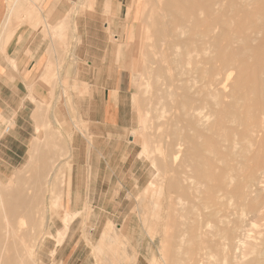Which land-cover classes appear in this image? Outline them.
<instances>
[{"label":"bare ground","instance_id":"obj_1","mask_svg":"<svg viewBox=\"0 0 264 264\" xmlns=\"http://www.w3.org/2000/svg\"><path fill=\"white\" fill-rule=\"evenodd\" d=\"M33 1L7 3L0 41L14 13ZM104 1L102 13L112 14L109 0ZM129 17L130 13L126 15ZM105 27L108 29L109 23ZM113 52L116 61L130 56L125 67L137 70L140 95H150L143 98L145 107L142 96L132 97L131 93L138 126L130 138L133 141L135 133L141 135V140L143 137L137 157L150 162L143 193L150 192L151 211L160 207L157 198L163 196L164 183H171L169 192L173 196L169 201L174 206L169 203L183 226L177 236L176 264H264V0H143L137 27L130 22L127 41H118ZM229 68L238 71L234 83L229 82L231 73L223 77ZM76 87L77 84L74 90ZM65 90L60 96L65 99L62 102L70 119L75 113V126L81 120L79 113L76 115L78 103ZM223 96L229 99L224 101ZM56 103L52 107L53 118L58 110ZM34 114L32 139L38 140L42 125ZM13 124L11 118L4 119L1 132H9ZM151 124L164 129L159 135L161 143L159 139L153 141L148 131ZM59 133L65 144L63 153L70 157V139L60 130ZM154 136L158 138L157 134ZM86 140L89 155L93 143ZM27 148L29 160L32 150L31 146ZM159 153L169 160L163 168L156 165ZM50 165L34 198L28 201L30 208L25 218L19 207L26 203L27 190L10 195L5 191L7 183L0 185V221L8 223L0 238L12 245L17 240L22 251L37 253L46 246L47 236L60 244L70 223L86 211V207L75 212L64 210L62 226L51 232L57 217L51 215L48 219L46 212L58 204L59 197H65L71 177L65 180L66 170L60 172L54 160H50ZM7 195L13 202L9 213L1 217ZM133 195L137 202L133 210L142 220V197ZM188 202L190 223L186 221L189 213H180ZM15 216L18 223L13 226L8 219ZM251 226L255 227L254 235L246 241ZM125 228L122 224L114 230H103L91 246L93 251H101L102 243L107 242L110 251H114L111 264L132 263L134 256L127 251L130 248L134 252L135 248L132 235ZM144 231L152 239L150 227ZM188 245L191 251H186ZM254 252L257 256L247 261ZM160 258L165 264L162 253ZM148 260L152 264V255Z\"/></svg>","mask_w":264,"mask_h":264},{"label":"rangeland","instance_id":"obj_2","mask_svg":"<svg viewBox=\"0 0 264 264\" xmlns=\"http://www.w3.org/2000/svg\"><path fill=\"white\" fill-rule=\"evenodd\" d=\"M16 1L19 0H8V2L10 3ZM95 1L96 0H71L69 5V8H71L66 13L65 18H63L62 21L65 23L63 27L64 29L62 31L63 35L61 34V37H54L59 39L62 38L61 40H59L58 47L55 49L56 55L57 57H59V60H62V63L58 62L57 64H55L52 62L47 64V74L49 75L45 79V81L42 80V82L46 85V88L49 93L47 95L46 92L41 89V83L37 82L38 84L35 87L36 89L33 91L36 93L35 95L37 104L38 102L40 104L37 107L36 102L30 100L34 103V109H36V107L39 109V111L35 112L36 118L42 125L39 138L38 140L32 139L34 132L32 128L27 127L22 129V135L20 136L21 141H23L24 143H30L28 145L29 147L31 146L30 151L32 150L31 158L28 160L26 154L27 152L24 153L23 149H16L17 145H19V141L7 142L4 145L1 144L2 141L0 142V178L4 180V183H7L5 191H9L10 195H13L14 192H16L17 190H27L28 192V194H25L27 197L26 203L21 204V207H19L20 214L23 216L25 215L24 218L27 215V209L30 208V204L28 201L34 198L36 189L40 187L43 182V177H45V174L51 170L50 160H54L60 166V172L66 170V175H64V177L66 178L65 180H67L69 173L71 172V169L73 167L71 163L72 154L76 148L75 142H78V145H81L87 153L88 143L86 138L90 139L92 143L96 142V140H100L103 138V134H101L98 127L95 126L97 124L87 119L86 112H84V110L88 108V100L92 96V91L87 85V83L81 81V77L84 72H87L88 67L90 68V72L92 73H98L99 71L103 72L104 74L106 73L107 77L110 80L117 78L119 73H122L125 77V80L130 83L128 85L129 92L127 97L129 128L125 129L122 135L116 136L121 140H124V142L130 141V146L123 147L121 151L119 150L115 152H121L118 155L122 154L124 157L131 158V156H129L130 154H128L129 152H136L137 156L139 155L138 152L141 149V142L143 140V137L141 140V135L135 133L133 135V141H131L130 138V135H132V130H135L138 126V116L136 115L137 112L134 108V102H132V97L133 94H137L135 97L138 96L139 98L140 96H142V98L140 97V99L143 101L147 99L146 95L149 94L146 93L145 96L142 94L140 95V92H138V86H140V76L137 70L133 71L131 68L125 67L127 64H129V60L131 59L130 56L127 54L126 58L116 61L113 51L115 44L118 41H127L130 22H134L135 27H137L140 19L143 0H121L122 3H124V6H122V10H119V3H116V7H113L114 2L109 0V9L111 10L112 14H106L107 16L105 15V13H102L103 7ZM104 4L105 1H103V6ZM26 6L23 10L26 11L28 17H33L32 15H34L35 17L37 15V10H35L31 4H29L27 7ZM128 13H130V17L126 18V15ZM109 16L111 18L110 21H108L109 18L106 19ZM106 23H109L108 29L105 28ZM88 28L90 29V31L86 30ZM114 35H117L118 39ZM72 53L73 56L71 55ZM52 55H54L53 52ZM66 58L67 63L63 62V59ZM229 73H231V77H229V82L234 83L235 76L238 71L236 70V68H229L228 70H226L223 77H225ZM39 84L40 86H38ZM75 84L78 85L80 91L74 90ZM61 89H66V92L73 93L67 96L72 98L74 102L75 100H77L78 106L76 115L77 113H79L78 115H80L79 117L81 120L78 123H75V126L73 124L74 121H76L74 119L75 113H73L72 119H70L66 111L67 109L64 106L65 104L64 102H62L65 99L61 97L60 94H55V92L61 91ZM227 90L229 91L230 88H228ZM42 92H44L45 94H43ZM228 99V96H223L224 101ZM79 100L81 101V103L83 102V107H81V110L79 107ZM56 101V107L59 110H57L56 112V117L53 118L52 107H54ZM144 103L145 101H143V105L146 107ZM29 108H31V106H29ZM29 108L25 109V124H27V114H29L30 112ZM13 122L14 124L10 132L13 131V128L15 129V118L13 119ZM151 126L152 127L149 128L148 131L152 136L153 141L158 140L159 138L161 139L162 137L159 135H161L160 133L164 129L161 130L160 127H155L153 124H151ZM153 126L156 128V130ZM59 130L64 134L68 135V138L70 139V157L63 153L65 144L62 135L59 133ZM156 134L158 135V138H155L154 135ZM155 144L156 143H154V145ZM12 151H14V153ZM166 158L167 155L165 157L164 153L156 154V165L160 168H163L164 163L169 161L168 158ZM69 162L70 165L68 164ZM129 163L130 159H125L122 157L121 159L114 160L113 166H124V168H130ZM119 164H121L122 166ZM132 167L138 168V171L144 173L141 184L134 183L131 179L132 176L130 175L126 176V180L123 184H120L119 182L115 181V183L111 186L110 192L107 194L109 195V200L104 202V205L102 204L103 202H100L99 206L97 205L99 202L97 200L98 195L94 203H89V195H87L88 191L80 192L77 189V178L75 176L73 188L74 190L72 191V196L78 194L80 200L78 202H75L74 197L71 200H67L66 197H59L58 204L50 206L51 210L49 209L48 212H46L47 218H51V215L57 217L53 222L55 224L52 223L51 232L54 233L57 228L62 226L60 219L64 210L75 212L83 210L86 207L85 210L88 212V214L86 215L85 211L83 212V217L81 216L76 219V222L78 223H70L66 233L68 231L71 232L69 233V236L72 235V233L74 232L77 233V235L75 234V238L71 241L68 246L70 248L72 247L73 251L75 250V247H77L76 251H91V256L88 259V262L90 264L98 263L97 257L94 254L95 251H93V248L91 246L92 244H95L98 240L99 234L107 221L112 222L111 230H114L116 226L118 227L122 224H125L126 231L132 235V246L135 248L134 251H136L137 259L134 263L125 262L124 264H150L148 260L150 255H152L153 257V260L150 261L152 264H162L163 262L160 258V253H162L165 258V264H176L178 257L177 236L183 226L176 212L172 209V201H169L170 195L173 196L169 192L171 183H168V181L166 182V184L164 183L165 190L163 196L161 198H157V201H160V207L156 211H151L152 197L150 195V192L145 194L143 193V189L145 188L149 179L148 170L151 167L150 162L149 160L143 159L141 156H138L136 163H134ZM134 181H136V178H134ZM261 185H264V183H262ZM96 193L100 194L99 191H97ZM133 194L137 195L138 197H142V220L140 216L133 210V207L137 203L135 201V198L133 197ZM84 201H86L87 204L89 203V207L83 205ZM12 202L13 198L7 195V198L4 202V209L3 211L1 210V217H4V214L7 215L9 213ZM169 202L171 203V205ZM189 206L190 204L188 202L185 205V209L180 211V213L184 215L186 213H189L188 218L186 219L188 223H190L191 217ZM89 214H92V216L88 217ZM154 215H156V217H154ZM8 220L9 223L13 226L18 223L17 216L11 217ZM141 223H143L144 229L148 226L150 227V234L152 239H150V237L146 235ZM6 224H8L7 221H0V227L1 225L3 226L0 230V234L4 232L3 228ZM43 228L47 229L48 227L44 225ZM187 231L189 232V229H187ZM254 231L255 227L251 226V230L247 232V234H250V236L245 237L246 241L252 240ZM35 233L37 234V232ZM66 233L64 234V238L62 239L61 243H63V241L65 240V237L67 236ZM39 235L40 234H38L37 237L38 241H40L41 237ZM13 236L14 235L12 233L9 237V241H11V237ZM44 242L46 246L43 251H55V249L61 245V243L57 245L54 238H50L48 236L44 239ZM67 244L68 242L66 241L64 244H62L61 247L57 248L56 251H66L65 249L67 247ZM0 245L3 249L2 251H0V264H49L48 258L45 257L44 253L42 254V252H40L37 255V253H33V251H22L21 244L17 242V240L16 244L12 245L11 242H8L6 239H3L1 237ZM247 248H245V251H247ZM191 250L192 248L188 245L186 251ZM128 252L129 255L135 253L133 252V250L131 252L130 248L128 249ZM256 256L257 254L255 252L249 254L247 256V261L252 259V257L254 258ZM50 263L55 264L56 262L53 258H51Z\"/></svg>","mask_w":264,"mask_h":264},{"label":"crops","instance_id":"obj_3","mask_svg":"<svg viewBox=\"0 0 264 264\" xmlns=\"http://www.w3.org/2000/svg\"><path fill=\"white\" fill-rule=\"evenodd\" d=\"M70 1L71 0H34L31 5L37 10V15L35 17L34 15H32L33 17H28L26 11L18 9L14 13L15 16L13 15L14 17H12L11 25L8 26L2 34L0 41V142L2 141L1 144L3 145L7 142L19 141V145H17L16 149L21 148L24 153L27 152V147H29L28 144L30 143H24L20 140L22 129L27 127L33 130L34 123L32 113L34 114L36 111H39L37 107L34 109V103L31 102V99L27 96H34L36 94L33 90L36 89L37 82L41 83V89L44 90L47 95L49 93L42 80L45 81L49 75L47 74L48 63H62V60H59V57H57L55 50L58 47L59 40L62 38L59 39L54 37H61L65 24L62 21L71 8H69ZM103 1L104 0H96L95 2L103 7ZM110 1L114 2L113 7H116V3H119V10L123 9L122 6H124V3H122L121 0ZM7 3L8 0H0V33L1 26L7 16ZM86 30L90 31L89 28ZM52 52L54 55H52ZM63 62L67 63V58L63 59ZM81 81L87 83L92 91V96L88 100V108L84 110V112H86L87 119L97 124L95 126H97L101 134H103V138L93 143L94 147H92L89 155L81 145H78V142H75L76 148L72 154L71 163L73 167L69 173V177H71V186L67 190L65 197L67 200H71L74 197L75 202L80 200L78 194L72 196V191L74 190V177L76 176L77 189L80 192L88 191L89 203H94L98 195L97 200L99 202L97 205L99 206L100 202H103L102 204L104 205V202L109 200V195L107 194L110 192L111 186L115 181L123 184L126 180V176L130 175L134 183L141 184L144 173L138 171V168L132 167L137 160L136 152L128 153L131 158L124 157L121 154L123 158L130 159V168H124L121 164L119 165L122 167L113 166L114 160L122 158L121 155H118L121 152L116 153L115 151H121L123 147L130 146V141H128L129 143L124 142V140L116 137L122 135L124 130L129 128L127 97L129 92L128 85L130 83L125 80L122 73H119L117 78L110 80L106 73L104 74L100 71L98 73H92L89 67L87 72H84L82 75ZM38 86H40V84ZM77 89H79L78 85L76 87V90ZM61 91H57L55 94L58 95ZM42 93L45 94L44 92ZM67 94L73 93L68 92ZM35 99L32 101L36 102ZM38 105L39 104H37V106ZM29 106H31V108H29ZM79 107L81 110L83 102L81 103V101H79ZM28 108L30 112L27 114L28 119L27 124H25V109ZM8 118L12 120L15 118V129L13 128V131L10 132L12 126L9 130L10 133L7 132L3 134L1 132V127L4 126V119ZM12 152L14 153V151ZM87 175L89 177H87ZM133 177L136 178V181H134ZM3 183L4 180L0 178V185H3ZM97 191H99L100 194L96 193ZM88 204L86 201L83 202L84 206L86 205L89 207ZM91 216L92 214L88 217ZM79 217L81 216L76 217L71 224L76 222V219ZM111 224L112 222L107 221L101 232L105 229L108 230ZM69 233L71 232H67L65 240L59 246L61 247L62 244L67 241L66 251H56L59 247H57L55 251H43L44 247L42 250L37 251V255L40 252H42V254L44 253L45 257L48 258L49 264H51V258L55 260V264H90L88 259L91 256V251H76L77 247H75L73 251L72 247H68L75 238V234L77 235V233L74 232L69 236ZM100 249L101 251H95L94 253L98 260L97 264H111L110 259L114 257V251H110V246L107 242L102 243ZM134 252L135 254L129 255L134 256L132 263L137 259L136 251Z\"/></svg>","mask_w":264,"mask_h":264}]
</instances>
